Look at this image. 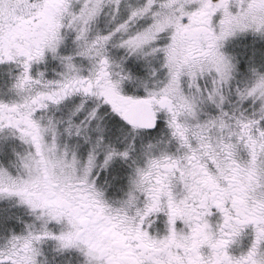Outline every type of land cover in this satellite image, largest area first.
<instances>
[{"label": "snow or ice", "instance_id": "6c2138e0", "mask_svg": "<svg viewBox=\"0 0 264 264\" xmlns=\"http://www.w3.org/2000/svg\"><path fill=\"white\" fill-rule=\"evenodd\" d=\"M0 264H264V0H0Z\"/></svg>", "mask_w": 264, "mask_h": 264}]
</instances>
